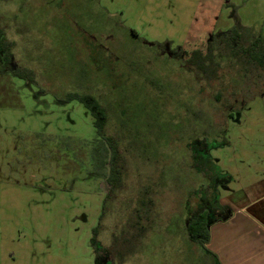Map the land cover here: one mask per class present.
<instances>
[{
  "label": "rangeland",
  "instance_id": "obj_1",
  "mask_svg": "<svg viewBox=\"0 0 264 264\" xmlns=\"http://www.w3.org/2000/svg\"><path fill=\"white\" fill-rule=\"evenodd\" d=\"M0 17L14 44L8 69L24 71L0 74V264H97L94 230L101 226L104 249L112 235H131L124 221L138 187H155L157 168L164 190L146 197L157 204L151 229L124 264H216L186 231L187 205L206 184L183 164L194 123L185 104L200 99V84L161 48L181 49L186 60L235 27L243 45L264 40V0H0ZM69 95L95 97L110 115L106 132L143 153L130 156V189L102 220L110 186L94 175L95 119ZM225 136L211 151L231 178L221 196L264 177V95Z\"/></svg>",
  "mask_w": 264,
  "mask_h": 264
},
{
  "label": "trees",
  "instance_id": "obj_2",
  "mask_svg": "<svg viewBox=\"0 0 264 264\" xmlns=\"http://www.w3.org/2000/svg\"><path fill=\"white\" fill-rule=\"evenodd\" d=\"M243 39V33L237 27L226 33H218L208 43L205 54L194 51L186 60L181 49L170 52L164 46L161 48L162 52L169 53L170 58L180 61L182 68L193 75L194 81L200 84V99L195 104H185V112L194 123L188 124L185 131V135L188 136L184 145L187 155L183 164L191 173L194 172L201 177L206 184L199 191V195L191 199L187 205L186 231L189 241L199 246L216 264H220L218 258L206 248L210 240V229L218 223L228 222L233 216V211L221 204L220 187L227 174L217 172L218 166L211 156V151L226 145L225 135L229 121L244 111L256 97L264 95V40L257 37L248 45H243ZM13 47L14 44L6 37L0 17V74L6 73L23 78V70L8 69V64L14 59ZM68 100L82 103L95 119L94 126L99 139L94 145L92 156L94 175L107 180L110 186L109 194L104 201L102 220L111 199L118 198L117 194L123 197L126 189H130L125 180L129 174L130 158L132 155L137 157V152L140 155L143 153L134 149L135 142H126L120 133L111 135L106 132L110 115L108 109L95 97L69 95ZM144 158L140 159V163L148 165L149 159ZM156 172L159 177L155 178L157 182L154 183V188L158 187L161 195L164 190L162 185L164 171H158L157 168ZM134 176L142 182L141 170L134 172ZM146 178L150 180L149 176ZM230 180L231 178L228 181ZM154 188L144 187L142 184L138 187V202L134 204L136 206L130 213L129 220L124 221L131 235L123 234L121 237L112 235L111 247L104 249L98 240L101 226L98 225L94 230L91 243L97 264H102V253L105 251L108 252V264H124L134 254L136 248L132 249L130 244L141 243V239L151 229L149 213L156 209L157 204L153 198L146 197L154 193Z\"/></svg>",
  "mask_w": 264,
  "mask_h": 264
},
{
  "label": "crops",
  "instance_id": "obj_3",
  "mask_svg": "<svg viewBox=\"0 0 264 264\" xmlns=\"http://www.w3.org/2000/svg\"><path fill=\"white\" fill-rule=\"evenodd\" d=\"M222 196L221 204L233 211L226 223L210 229L206 245L220 264H264V177Z\"/></svg>",
  "mask_w": 264,
  "mask_h": 264
}]
</instances>
